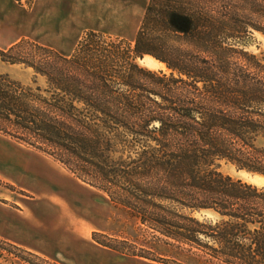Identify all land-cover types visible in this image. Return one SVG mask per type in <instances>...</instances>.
Instances as JSON below:
<instances>
[{
	"label": "trees",
	"instance_id": "16d2710c",
	"mask_svg": "<svg viewBox=\"0 0 264 264\" xmlns=\"http://www.w3.org/2000/svg\"><path fill=\"white\" fill-rule=\"evenodd\" d=\"M254 30L264 33V0H150L133 47L91 30L73 54L75 74L55 51L36 58L15 52L22 41L0 47V62L47 80L0 73V132L69 168L84 164L121 197L211 210L215 221L143 219L227 264H264V188L217 165L229 158L264 173L260 160L247 162L264 135V62L246 49ZM143 55L170 72L139 66Z\"/></svg>",
	"mask_w": 264,
	"mask_h": 264
},
{
	"label": "rangeland",
	"instance_id": "374dc122",
	"mask_svg": "<svg viewBox=\"0 0 264 264\" xmlns=\"http://www.w3.org/2000/svg\"><path fill=\"white\" fill-rule=\"evenodd\" d=\"M149 2L0 0V47L22 41L15 52L36 58L55 51L69 58L67 68L75 74L73 54L86 33L101 31L133 47ZM246 49L264 62V33L254 30ZM53 59L59 60L56 55ZM135 61L146 70L170 72L151 55ZM0 73L25 85H47L45 76L23 63L0 62ZM83 80L86 88L99 86V81ZM254 145L247 162L264 164L263 134ZM217 165L225 175L264 188V173L229 158H220ZM83 166L71 163L69 168L0 132V264H227L168 237L143 219L145 211L149 217L176 222L184 214L215 221L211 210L184 208L164 198H151L155 203L149 204L121 197L102 189L103 183L87 175Z\"/></svg>",
	"mask_w": 264,
	"mask_h": 264
}]
</instances>
